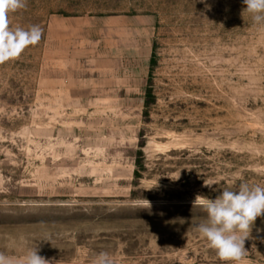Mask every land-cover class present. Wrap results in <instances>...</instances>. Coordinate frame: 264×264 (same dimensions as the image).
<instances>
[{
	"label": "rangeland",
	"instance_id": "rangeland-1",
	"mask_svg": "<svg viewBox=\"0 0 264 264\" xmlns=\"http://www.w3.org/2000/svg\"><path fill=\"white\" fill-rule=\"evenodd\" d=\"M244 7L27 0L11 14L43 36L0 64V251L225 264L196 230L207 214L193 201L218 195L204 181L264 186V27ZM140 130L148 171L134 185ZM245 249L241 264H264V216Z\"/></svg>",
	"mask_w": 264,
	"mask_h": 264
},
{
	"label": "clouds",
	"instance_id": "clouds-1",
	"mask_svg": "<svg viewBox=\"0 0 264 264\" xmlns=\"http://www.w3.org/2000/svg\"><path fill=\"white\" fill-rule=\"evenodd\" d=\"M243 13L251 15L254 24L264 27V0H243ZM27 6V0H0V64L18 59L26 48L37 45L43 36L39 25L28 28L12 27L10 15ZM212 182L204 186L218 192L215 198L197 195L193 205L202 206L206 220L195 227L207 241L217 258L225 264H241L247 255L245 241L250 238L258 217L264 216V186L240 182L235 189L214 188ZM31 248L23 256L0 251V264H53ZM92 264H116L107 252L98 253Z\"/></svg>",
	"mask_w": 264,
	"mask_h": 264
},
{
	"label": "trees",
	"instance_id": "trees-1",
	"mask_svg": "<svg viewBox=\"0 0 264 264\" xmlns=\"http://www.w3.org/2000/svg\"><path fill=\"white\" fill-rule=\"evenodd\" d=\"M151 65L154 64L153 57L151 58ZM154 101V98L152 96L151 90L149 87H147L145 95H144V107L147 108L149 106V103ZM147 114V111L145 112ZM146 141L143 138V130H140L138 133V143H137V149L135 151L134 155V174H133V180L134 185H136L141 178H143V175L145 172L148 171V162L146 160V156L143 152V148L145 147ZM175 153L174 150H171L168 152V155H173ZM183 154H185V151H182Z\"/></svg>",
	"mask_w": 264,
	"mask_h": 264
}]
</instances>
